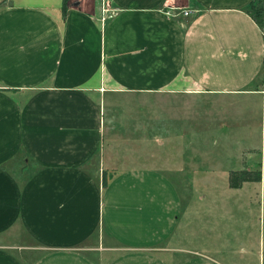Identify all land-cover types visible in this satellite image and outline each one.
<instances>
[{
	"label": "crops",
	"instance_id": "crops-1",
	"mask_svg": "<svg viewBox=\"0 0 264 264\" xmlns=\"http://www.w3.org/2000/svg\"><path fill=\"white\" fill-rule=\"evenodd\" d=\"M253 1L0 0V264H225L171 180L254 146Z\"/></svg>",
	"mask_w": 264,
	"mask_h": 264
},
{
	"label": "rangeland",
	"instance_id": "rangeland-1",
	"mask_svg": "<svg viewBox=\"0 0 264 264\" xmlns=\"http://www.w3.org/2000/svg\"><path fill=\"white\" fill-rule=\"evenodd\" d=\"M257 118L262 119L263 124L259 123L254 140L244 141L252 142L254 146L239 148L240 155H237L236 147H230L231 151L223 148L221 156L213 159L216 172L203 178L171 180L180 193L181 206H222L216 212L223 225L222 236L215 242L209 241V245L219 247L225 264H228V258L232 260L229 264H264V113ZM243 167L260 169L261 180L244 182L239 188L230 187V171ZM213 216L212 212L193 215V229L196 230L193 249L200 248V229L204 232V239H208V222ZM201 221H206L204 226H201Z\"/></svg>",
	"mask_w": 264,
	"mask_h": 264
},
{
	"label": "trees",
	"instance_id": "trees-1",
	"mask_svg": "<svg viewBox=\"0 0 264 264\" xmlns=\"http://www.w3.org/2000/svg\"><path fill=\"white\" fill-rule=\"evenodd\" d=\"M63 11H66V0H63ZM250 14L258 22L259 25L263 26V7L260 0H255L251 2L249 8ZM7 90V88H2ZM261 180V170L260 169H239L231 170L229 173V186L232 188H239L244 182H259ZM107 184L106 179H102V185Z\"/></svg>",
	"mask_w": 264,
	"mask_h": 264
},
{
	"label": "built area",
	"instance_id": "built-area-1",
	"mask_svg": "<svg viewBox=\"0 0 264 264\" xmlns=\"http://www.w3.org/2000/svg\"><path fill=\"white\" fill-rule=\"evenodd\" d=\"M173 9V7H172ZM99 12H100V16H99V20L102 22V24L114 17L117 13V8H115L112 3L111 0H100V7H99ZM191 13V11L188 10H184L183 14L187 15Z\"/></svg>",
	"mask_w": 264,
	"mask_h": 264
}]
</instances>
